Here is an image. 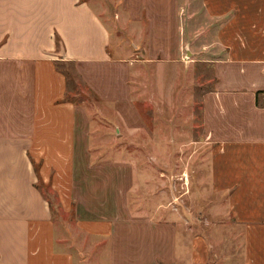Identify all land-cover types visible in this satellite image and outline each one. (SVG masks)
I'll return each mask as SVG.
<instances>
[{
  "label": "crops",
  "instance_id": "crops-1",
  "mask_svg": "<svg viewBox=\"0 0 264 264\" xmlns=\"http://www.w3.org/2000/svg\"><path fill=\"white\" fill-rule=\"evenodd\" d=\"M201 5L219 24L215 44L224 51L201 118L216 141L210 184L235 227L228 236L241 251L231 248L230 258L264 264V107L257 104L264 93V0ZM111 38L88 0H0V264H78L76 245L83 249L80 264H95L99 256L101 264H221L208 237L190 238L172 221L135 208V163L119 164L120 148L102 151L89 142L92 120L72 99L59 62L75 64L93 92L115 103L131 135L146 125L129 102L128 68L116 83L102 77L113 60ZM95 151L111 159L95 166L86 159L93 173L78 184L77 155ZM42 185L57 194L68 226L55 221ZM79 199L91 201L89 215H80ZM99 199L101 207L92 208ZM231 259L224 256V264L237 263Z\"/></svg>",
  "mask_w": 264,
  "mask_h": 264
},
{
  "label": "rangeland",
  "instance_id": "rangeland-1",
  "mask_svg": "<svg viewBox=\"0 0 264 264\" xmlns=\"http://www.w3.org/2000/svg\"><path fill=\"white\" fill-rule=\"evenodd\" d=\"M88 1L112 34L113 60L110 66L101 68L102 77L116 83L128 68L129 102L137 107L141 116L138 118L146 122L135 126L141 130L131 135L132 126L125 124L115 103L93 92L75 64L59 62V68L68 76L72 99L92 120L91 146L102 151L120 148L121 154L115 157L121 159L119 164L133 161L136 167L140 189L130 196L134 207H146L152 218L172 221L190 238L208 237L216 247V260L224 264V256L231 259V248L232 252L241 250L228 236L235 227L226 204L211 188L210 156L216 141L201 120L204 100L219 81L215 71L222 66L224 51L217 49L214 35L219 24L208 19L201 0ZM257 104L264 107V93L259 94ZM129 106L124 104L127 111ZM106 115H114L115 121ZM82 156L77 155L78 184L85 179V173H93L85 168L86 159L90 166L111 159L110 153L99 156L96 151L90 157ZM104 174L106 177L110 173ZM145 184L150 191L144 190ZM40 190L49 201L57 224L68 226L57 194L44 186ZM99 200L92 202V208L101 207ZM78 201L80 215H89L91 201ZM162 204L164 208L159 211ZM74 220L73 216L72 223ZM71 250L80 264L83 249L76 245ZM239 256L231 261L238 263ZM104 259L99 256L94 259L95 264Z\"/></svg>",
  "mask_w": 264,
  "mask_h": 264
},
{
  "label": "trees",
  "instance_id": "trees-1",
  "mask_svg": "<svg viewBox=\"0 0 264 264\" xmlns=\"http://www.w3.org/2000/svg\"><path fill=\"white\" fill-rule=\"evenodd\" d=\"M58 42V41H57Z\"/></svg>",
  "mask_w": 264,
  "mask_h": 264
}]
</instances>
